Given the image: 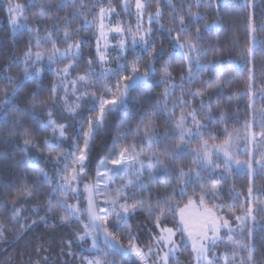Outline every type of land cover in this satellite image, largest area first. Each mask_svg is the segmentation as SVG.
Masks as SVG:
<instances>
[{"label":"trees","instance_id":"16d2710c","mask_svg":"<svg viewBox=\"0 0 264 264\" xmlns=\"http://www.w3.org/2000/svg\"><path fill=\"white\" fill-rule=\"evenodd\" d=\"M142 1L143 18L150 19L144 41L124 50L110 47L101 64L97 25L90 22L94 8L86 19L73 0H0V264L117 258L108 244L92 247L99 232L83 211V184L97 183L103 172L113 173L107 188L118 189L128 208L120 215L110 208L100 212L121 249L144 250L160 228H176L178 209L190 201L217 213L221 204L242 202L232 185L244 188L248 172L233 165L228 176L208 165L194 151L199 135L181 141L166 109L175 105L179 115L187 101L188 110L199 107L195 89L203 88L207 103L215 107L219 97L229 109V129L243 131L245 119L258 124L251 96L256 93L255 107H262L257 89L264 87V0ZM92 3L85 0V7ZM109 3L130 39L133 14L122 0H102L104 7ZM77 42L78 52L68 50ZM201 119L215 130L212 119ZM149 122L154 131L147 130ZM252 130L259 134L258 127ZM223 135L221 130L217 143ZM73 161L86 170L77 195L63 188ZM255 182L264 188L259 173ZM77 200L80 214L71 206ZM223 212L231 216L228 207ZM232 224L201 264H229L233 254V264H249V246L250 264H264V228ZM177 257L170 264H194L188 245ZM121 258V264L137 263Z\"/></svg>","mask_w":264,"mask_h":264},{"label":"snow or ice","instance_id":"6c2138e0","mask_svg":"<svg viewBox=\"0 0 264 264\" xmlns=\"http://www.w3.org/2000/svg\"><path fill=\"white\" fill-rule=\"evenodd\" d=\"M123 2L127 3L128 0H123ZM73 3L76 11L84 15L86 19H88L89 12L92 11L93 8L95 9L90 22L98 26L99 39H107L109 31L114 30V28L108 25L106 18L115 12V7L111 3H109L107 7L102 6V0H99V2L93 0V3L87 8L85 7V0H79V3L73 0ZM137 7L142 9L143 4L141 0H137ZM64 33L66 36L69 35L70 29L66 27ZM189 43L192 44V41H189ZM192 47L195 48V45L192 44ZM78 49V42L68 45V50L70 51L75 50L78 52ZM56 50L59 49L57 48ZM100 56L103 58L104 54L100 53ZM220 67L221 66L217 64V68ZM81 79H86V77L82 75ZM222 83L223 82L220 81L217 87ZM257 92L262 98V107L259 109L255 107L256 93H252L251 107L253 112L260 117V120L258 124H256L255 122L250 123L245 119L243 122V131L236 127L229 129V109L221 106L222 100L219 97L216 100L215 107L207 103L204 98L208 95V92L203 88L195 89V93L200 97L199 107H191V110H188L191 102L187 101L186 106L180 108L179 115H177L175 111V105L166 109L170 113L173 130L177 133L181 141L188 142L191 136L196 134L199 135V142L194 151L200 158L204 159L208 165H211L217 170H223L228 176L233 175V165L236 167L244 165L247 168L248 176L246 186L244 188H236L235 185H232L234 191L240 194L242 202L238 205L231 201L221 204L219 205L221 208L220 213H216L211 209L209 210L210 219L217 235H219L221 228L230 229L234 227L232 224L233 219L240 226L253 223L264 228V188L259 187L255 182L258 173L264 178V87L257 89ZM234 95L239 98L241 93L236 92ZM162 103H166V99L162 101ZM180 104H185L183 95L180 97ZM200 109H204L203 113ZM201 117L212 119L214 121L215 130L210 129L208 125L203 122ZM254 126L258 127L260 130L258 135L252 130ZM147 130L154 131V122H149ZM221 130L224 135L223 138L219 140V143H217L216 141L219 138ZM213 150H215L216 154L215 161L213 160ZM242 151L246 156L243 160L240 159ZM220 156H223L222 163L219 160ZM83 159V156L78 158L81 164ZM76 163L77 161H73V166L65 174L63 185V188H71L73 192L80 191L81 184L79 181L86 171L83 167L77 168L75 166ZM214 187L216 191H219L218 185H214ZM83 189L86 193L87 200V207L83 211L87 212L93 224L99 222L101 225H106L107 218L100 216L99 212L107 211V209L100 207L98 211L96 201L100 199L103 200L104 203L111 202L113 210H115V206L119 202V190H111L107 187L101 190L98 183H93L91 181L85 182L83 184ZM71 206L78 214L82 212L78 200ZM120 207L125 211L128 210L127 206L123 204H121ZM225 207H228L231 216L224 214L223 209ZM60 218L62 221L68 220V216L62 215ZM105 230L107 229L105 228ZM136 251L137 254H139V249H136Z\"/></svg>","mask_w":264,"mask_h":264},{"label":"rangeland","instance_id":"374dc122","mask_svg":"<svg viewBox=\"0 0 264 264\" xmlns=\"http://www.w3.org/2000/svg\"><path fill=\"white\" fill-rule=\"evenodd\" d=\"M141 2L143 4L142 0ZM122 7L127 8L129 13L133 14V20H131L133 23V32L129 36L130 39L125 37V24L117 10H115V12L111 16H108L106 18V22L108 23V25L114 28V30L109 31L107 39H99V29L97 26L98 35L95 47L97 51L98 61L101 64H105L107 62L106 54L110 47L116 46L120 47L121 50H124L127 44L134 46L140 41L143 42L145 39L147 33L146 26L149 23L150 19L146 18L145 21L143 18L144 5L141 9L137 7V0H128L127 3H124L122 0ZM131 21L129 22L131 23ZM254 44L255 38L251 35V48L254 46ZM100 53L104 54L103 58H101ZM83 151L81 154H79V157L83 156L85 158V153H83ZM213 151L215 152V150ZM242 155L243 160L246 158L243 151ZM221 157L223 158V156ZM237 168L247 172V168L244 165H241ZM112 175L113 173L103 172L102 177L97 181L100 188L102 186L107 187L108 178L112 177ZM72 193L77 195L79 192L72 191ZM96 203H99V199H97ZM121 204L124 205V203L118 202L115 206V210H113L112 203L108 202L98 206L97 210L99 211V208L103 207L108 208L109 211L110 208V214L115 211L116 214L120 215L124 210L120 207ZM210 209L212 210V208L203 206L194 201L188 202L177 211V227L173 228L165 226L160 228L159 234L155 238L154 242L144 250L139 249V254H137V247L135 245H132L130 248L123 247L121 249L122 245L120 244V242H118L117 239H115V236L113 234H111L108 230H105V225H101V223L96 222L94 224V227L96 231L99 232V236L95 235L91 238L92 247H99V242L101 241L116 249L120 254L117 256V258L109 256L105 259H98L95 257V260H89L88 264H121V257L125 256L134 259V261L137 262L136 264H170V260L172 258H176L177 255V259H179V253L181 252L182 246L184 244L190 247L194 264H201L204 260L208 259V252L215 247L216 241L222 237V230L224 229L221 228L219 235L215 233L213 224L210 219ZM118 211L119 213H117ZM100 212L103 213L104 211ZM91 222L93 224V221L90 219V223ZM234 256L237 255H231L229 264H233L234 261L232 257ZM251 258L252 248L251 246H249V251L247 253L249 264Z\"/></svg>","mask_w":264,"mask_h":264}]
</instances>
